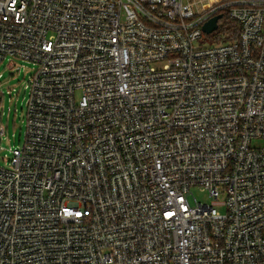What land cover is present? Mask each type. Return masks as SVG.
<instances>
[{"label":"built area","instance_id":"obj_1","mask_svg":"<svg viewBox=\"0 0 264 264\" xmlns=\"http://www.w3.org/2000/svg\"><path fill=\"white\" fill-rule=\"evenodd\" d=\"M210 1L0 0V67H35L0 264H264V0Z\"/></svg>","mask_w":264,"mask_h":264},{"label":"rangeland","instance_id":"obj_2","mask_svg":"<svg viewBox=\"0 0 264 264\" xmlns=\"http://www.w3.org/2000/svg\"><path fill=\"white\" fill-rule=\"evenodd\" d=\"M194 11L197 14L202 12V5L199 3L194 6ZM216 32L205 35L200 42L212 44L216 40ZM16 63L17 67L14 71L10 69L11 59L6 60L0 67V72L4 74V78L0 80V92L5 94L2 102L3 113L0 112V131L2 126L6 129L4 135L0 134V166H5L6 157L10 156L9 148L22 146L26 137V114L30 96L26 86L34 75L35 67L26 61L20 60ZM9 91H12V94H8ZM192 193L203 203L212 202L209 195L198 187H194ZM217 208L220 212L226 213V207L218 206Z\"/></svg>","mask_w":264,"mask_h":264},{"label":"trees","instance_id":"obj_3","mask_svg":"<svg viewBox=\"0 0 264 264\" xmlns=\"http://www.w3.org/2000/svg\"><path fill=\"white\" fill-rule=\"evenodd\" d=\"M220 14L224 15V18L220 21V26L215 34L216 42H231L238 39L240 27L237 22L233 21L227 10H223Z\"/></svg>","mask_w":264,"mask_h":264},{"label":"water","instance_id":"obj_4","mask_svg":"<svg viewBox=\"0 0 264 264\" xmlns=\"http://www.w3.org/2000/svg\"><path fill=\"white\" fill-rule=\"evenodd\" d=\"M224 18L223 14H218L211 18L204 26L203 31L206 35L212 34L216 31H218L220 26V21Z\"/></svg>","mask_w":264,"mask_h":264},{"label":"bare ground","instance_id":"obj_5","mask_svg":"<svg viewBox=\"0 0 264 264\" xmlns=\"http://www.w3.org/2000/svg\"><path fill=\"white\" fill-rule=\"evenodd\" d=\"M209 5H210V4H209L208 2L205 4L206 7H208Z\"/></svg>","mask_w":264,"mask_h":264}]
</instances>
